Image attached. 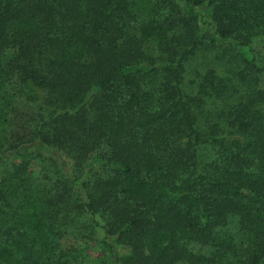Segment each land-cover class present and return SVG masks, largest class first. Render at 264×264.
Wrapping results in <instances>:
<instances>
[{"label": "trees", "instance_id": "trees-1", "mask_svg": "<svg viewBox=\"0 0 264 264\" xmlns=\"http://www.w3.org/2000/svg\"><path fill=\"white\" fill-rule=\"evenodd\" d=\"M0 264H264V0H0Z\"/></svg>", "mask_w": 264, "mask_h": 264}, {"label": "rangeland", "instance_id": "rangeland-1", "mask_svg": "<svg viewBox=\"0 0 264 264\" xmlns=\"http://www.w3.org/2000/svg\"><path fill=\"white\" fill-rule=\"evenodd\" d=\"M20 112H22L23 116H25L27 114H30L31 113V110L30 109H25V110H21ZM24 120L25 119L23 117L20 118V115H18L16 117V120H15V122H17V124L12 125V128H11V131H10L9 135L11 134L15 138H23V137H26L27 136V132L24 129V124H23V121ZM15 161H19L18 158L15 159ZM30 168L37 174V172H38V164L37 163H32L31 166H30ZM62 245L64 247H69V246L79 247V246L84 245V243L83 244L82 243L81 244H78V243H76L72 239L64 238L62 240ZM118 252L119 253H125L126 250L125 249H119ZM100 256H101V252L97 248H94L92 250H89L88 259L90 261H92L94 259H97Z\"/></svg>", "mask_w": 264, "mask_h": 264}]
</instances>
